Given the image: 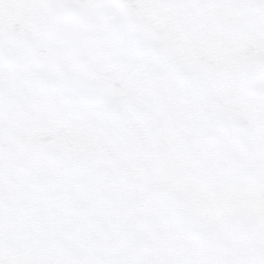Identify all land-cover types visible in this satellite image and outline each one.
Masks as SVG:
<instances>
[{"label":"snow or ice","instance_id":"obj_1","mask_svg":"<svg viewBox=\"0 0 264 264\" xmlns=\"http://www.w3.org/2000/svg\"><path fill=\"white\" fill-rule=\"evenodd\" d=\"M0 264H264V0H0Z\"/></svg>","mask_w":264,"mask_h":264}]
</instances>
